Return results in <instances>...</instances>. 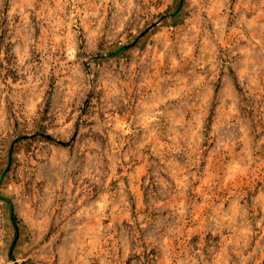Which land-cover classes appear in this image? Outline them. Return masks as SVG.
Instances as JSON below:
<instances>
[{"label": "rangeland", "instance_id": "rangeland-1", "mask_svg": "<svg viewBox=\"0 0 264 264\" xmlns=\"http://www.w3.org/2000/svg\"><path fill=\"white\" fill-rule=\"evenodd\" d=\"M0 264H264V0H0Z\"/></svg>", "mask_w": 264, "mask_h": 264}]
</instances>
